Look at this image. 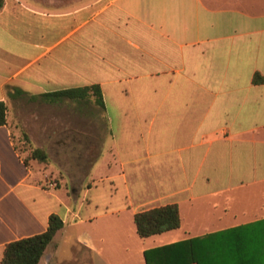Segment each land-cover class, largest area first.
I'll return each instance as SVG.
<instances>
[{
    "label": "crops",
    "instance_id": "1",
    "mask_svg": "<svg viewBox=\"0 0 264 264\" xmlns=\"http://www.w3.org/2000/svg\"><path fill=\"white\" fill-rule=\"evenodd\" d=\"M95 84L108 134L91 173L108 171L69 195L45 185L12 134L31 96ZM0 101V264L53 214L64 228L39 264H145L146 250L264 219V0H6ZM171 204L181 227L140 238L135 215ZM103 217H127L137 247L94 237Z\"/></svg>",
    "mask_w": 264,
    "mask_h": 264
},
{
    "label": "rangeland",
    "instance_id": "2",
    "mask_svg": "<svg viewBox=\"0 0 264 264\" xmlns=\"http://www.w3.org/2000/svg\"><path fill=\"white\" fill-rule=\"evenodd\" d=\"M83 1L89 3L91 0ZM25 105L28 106L24 111L25 115L18 122L20 132L12 134V137L24 160L29 158L34 148H40L47 153L48 161L45 163L28 161V165H37L43 173L45 185L50 188L67 187L69 195L76 191V196H79L88 185L93 184L92 179L95 176L108 171L106 165L101 164L91 173L102 153L103 142L108 134L103 112L94 100H65L53 104L40 100L27 102ZM9 116L11 123L16 124L12 102H9ZM104 207L105 204L93 210L101 212ZM84 212L86 213V210ZM96 222L97 227L90 232L94 237H123L127 242H131L133 247H137V236L131 235L132 229L127 217L123 221L116 217H103ZM86 230L84 225L68 227V234L60 237L72 238L88 232Z\"/></svg>",
    "mask_w": 264,
    "mask_h": 264
},
{
    "label": "trees",
    "instance_id": "3",
    "mask_svg": "<svg viewBox=\"0 0 264 264\" xmlns=\"http://www.w3.org/2000/svg\"><path fill=\"white\" fill-rule=\"evenodd\" d=\"M6 0H0V11ZM255 82L261 81L256 75ZM18 95L24 94L17 89ZM42 99L47 103H59L65 100L84 102L94 100V103L105 109V101L100 85L65 89L31 96V101ZM8 107L5 101H0V127L7 125ZM40 163L48 161L47 153L34 148L27 160ZM137 233L140 238H149L181 227V213L177 204L153 208L139 212L134 217ZM64 228V221L57 215H51L46 232L32 237L23 238L6 246L2 264H39L47 247L56 235ZM207 239V244L203 240ZM189 245V255L177 259L180 249ZM145 264H264V219L209 233L189 241L174 243L145 251Z\"/></svg>",
    "mask_w": 264,
    "mask_h": 264
}]
</instances>
